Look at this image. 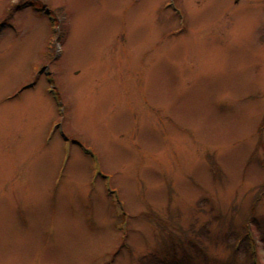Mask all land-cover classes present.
I'll use <instances>...</instances> for the list:
<instances>
[{
	"label": "rangeland",
	"instance_id": "1",
	"mask_svg": "<svg viewBox=\"0 0 264 264\" xmlns=\"http://www.w3.org/2000/svg\"><path fill=\"white\" fill-rule=\"evenodd\" d=\"M263 117L264 0H0V264H264Z\"/></svg>",
	"mask_w": 264,
	"mask_h": 264
},
{
	"label": "trees",
	"instance_id": "2",
	"mask_svg": "<svg viewBox=\"0 0 264 264\" xmlns=\"http://www.w3.org/2000/svg\"><path fill=\"white\" fill-rule=\"evenodd\" d=\"M261 126L263 127L264 126V117H263V120H262V122H261ZM261 127V128H262Z\"/></svg>",
	"mask_w": 264,
	"mask_h": 264
},
{
	"label": "bare ground",
	"instance_id": "3",
	"mask_svg": "<svg viewBox=\"0 0 264 264\" xmlns=\"http://www.w3.org/2000/svg\"><path fill=\"white\" fill-rule=\"evenodd\" d=\"M44 107H45V109H46V110H48V109H49L48 105H45V104H44Z\"/></svg>",
	"mask_w": 264,
	"mask_h": 264
}]
</instances>
